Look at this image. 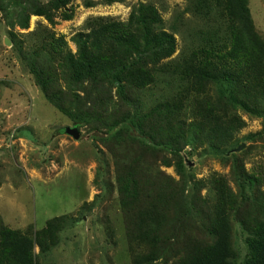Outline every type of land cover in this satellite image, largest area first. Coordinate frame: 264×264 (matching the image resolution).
<instances>
[{"label": "rangeland", "instance_id": "1", "mask_svg": "<svg viewBox=\"0 0 264 264\" xmlns=\"http://www.w3.org/2000/svg\"><path fill=\"white\" fill-rule=\"evenodd\" d=\"M247 1L255 27L264 39V0ZM4 3H8L9 11L15 10L10 0ZM141 3L157 9L164 19L162 27L176 37L177 50L155 67L153 83L143 88L129 87L127 93L139 103L142 114L158 110L168 101L173 105L183 93L187 98L180 118L187 128L193 113L210 94L216 95L217 87L191 91L181 71L186 58L206 39L215 40L219 35L226 38L222 0H71L67 6L73 12L71 19L64 18L62 11L54 23L33 14L27 28L12 26L11 21L18 18L6 14L0 4V229L7 227L33 236L54 217L68 216L56 246L39 256L40 264H134L138 256L156 257L145 264H179L189 257L191 247L214 241L203 223L215 217L221 181L231 187L235 200L228 208L233 260L241 264L250 252L243 221L259 210L254 192L264 193V134L260 133L264 118L230 106L227 116L236 117V126L240 127L225 148L227 153L209 148L202 138L194 143L181 142L187 173L195 184L187 192L198 200L203 218L192 223L190 236L177 232L168 238V245L142 239L132 210L122 204L118 171L138 160L140 167L143 162L148 164V182L167 178L179 185L176 166L163 164L167 159L173 161V154L159 151V146L152 149L126 137H115L108 131L112 117L120 118L131 111L129 106L115 89L105 95L88 94L90 85H75L65 75L59 84L72 92L65 96L71 101L67 105L78 111L93 106L96 113L93 123L77 127L79 138L67 133L65 128L75 127V123L46 99L17 50L23 47L30 54L38 49L41 60L48 58L62 71V57L42 45L47 34L63 35L67 49L76 53L78 46L72 38L77 32L87 31L92 18L127 20ZM12 32L16 35L13 41ZM249 134L257 136L246 138ZM243 143L245 147L236 150ZM148 162L153 163L152 169ZM245 174L256 178L255 182L242 179ZM169 246L171 250H167ZM39 252L36 247L35 253Z\"/></svg>", "mask_w": 264, "mask_h": 264}, {"label": "trees", "instance_id": "2", "mask_svg": "<svg viewBox=\"0 0 264 264\" xmlns=\"http://www.w3.org/2000/svg\"><path fill=\"white\" fill-rule=\"evenodd\" d=\"M71 0H10L14 3L9 11L8 3L0 0L1 9L17 17L12 26L27 28L31 15H42L50 23L55 22L59 11L66 19L73 12L67 9ZM116 1V0H110ZM226 14L227 30L225 39L219 35L214 40L206 39L192 55L186 58L182 68V78L190 90L202 92L210 85L217 88L216 95H209L193 113L187 128L180 118V112L187 98L183 93L171 105L149 114H142L139 103L127 93L129 87L143 88L155 81V67L177 50V40L173 32L162 27L164 19L149 3H141L131 12L127 20L113 18H92L87 31L77 32L72 40L78 46L77 52L67 49L63 35L49 33L43 47L49 48L62 57V71L48 59L41 60L40 50L26 54L18 47L22 59L26 61L46 99L61 112L68 115L76 127L93 123L96 113L93 106L85 110H73L67 104L71 101L59 80L65 75L75 85H90L88 94H103L116 90V94L128 105L131 111L111 120L108 131L115 137H126L132 143L173 154V161H163L165 166H176L180 175L179 185L170 179L154 183L145 180L147 173L143 162L138 160L118 171L122 204L132 210L134 223L139 225L142 239H152L168 245V238L180 232L190 236L192 223L203 218L197 199L193 198L188 187L193 183L187 173L181 142L194 143L203 139L208 147L219 152L234 139L236 117L227 116V109L242 107L249 113L264 118V39L257 31L247 0H222ZM12 41L16 35L12 32ZM72 93V92H71ZM68 100V101H67ZM81 110V109H80ZM104 122L102 119L98 120ZM260 133L264 134V129ZM260 133H257L260 134ZM249 134L246 138H255ZM150 145V146H149ZM230 151V150H229ZM149 163V162H148ZM150 169L153 163H149ZM146 171L144 174L140 171ZM244 180L253 184L256 178L243 175ZM175 183V184H174ZM195 185V184H194ZM193 185V187H195ZM219 195L215 217L203 226L214 241L209 244H196L191 247L189 257L179 264H237L232 246V224L229 207L234 203V194L226 181L219 185ZM254 199L259 210L254 217H247L243 225L248 231L249 254L241 264H264V193H255ZM67 215L49 220L33 236L7 227L0 229V264H40L39 256L49 253L58 242L59 232L66 223ZM209 220V219H208ZM39 247L40 255L35 253ZM171 250V247H167ZM155 256H138L134 264L152 262ZM177 264V263H176Z\"/></svg>", "mask_w": 264, "mask_h": 264}, {"label": "water", "instance_id": "3", "mask_svg": "<svg viewBox=\"0 0 264 264\" xmlns=\"http://www.w3.org/2000/svg\"><path fill=\"white\" fill-rule=\"evenodd\" d=\"M65 131L69 134H71L72 136H74L75 138H79L80 137V132L78 130V128L75 127H66ZM245 147V144H241L236 150H242Z\"/></svg>", "mask_w": 264, "mask_h": 264}]
</instances>
